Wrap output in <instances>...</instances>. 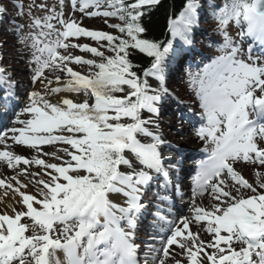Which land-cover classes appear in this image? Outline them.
Wrapping results in <instances>:
<instances>
[{"label": "snow or ice", "instance_id": "1", "mask_svg": "<svg viewBox=\"0 0 264 264\" xmlns=\"http://www.w3.org/2000/svg\"><path fill=\"white\" fill-rule=\"evenodd\" d=\"M205 6L221 42L186 73L197 112L169 85ZM161 7L30 0L25 13L23 0H0V21L11 16L18 34L27 15L38 30L27 37V85L0 55V164L14 173L0 172V190L15 199L0 212V264H264V0H186L164 40L145 23ZM172 101L190 113L177 112V124H192L208 153L187 192L182 146L163 121ZM177 200L187 213L177 214Z\"/></svg>", "mask_w": 264, "mask_h": 264}, {"label": "bare ground", "instance_id": "2", "mask_svg": "<svg viewBox=\"0 0 264 264\" xmlns=\"http://www.w3.org/2000/svg\"><path fill=\"white\" fill-rule=\"evenodd\" d=\"M14 31L15 29L12 27L7 28V30L0 29V44H2V47H0V55H2L4 61L7 62L6 67H9L15 70L14 72L15 80L18 78L17 82H20L23 85H27L30 80L31 66L29 64V61H31L32 59V52H33V50L31 49V41L28 40L27 37L29 36V34H35V32L38 30L26 28V31L23 35H18L16 37L13 36ZM23 37L26 38L24 42H22ZM183 60H184V56L182 54L177 60V64L179 65V67L175 71L172 72V75L176 77V80L174 81L172 80L169 86L173 90L176 100L184 101L186 104L192 105L195 108V110L199 112L200 111L199 102L194 96V93H192L189 90L185 82L186 80H180L181 77H183V73H184V69L180 68V65ZM209 62L210 61H206L202 64H199V66H197L196 68H192L191 71H197L198 69L202 68L204 64H207ZM77 68L78 70L82 72L87 71L86 66H84L83 68H80L79 66H77ZM178 80L180 81L177 82ZM35 87L39 88L40 85L37 84L35 85ZM24 91H25L24 87L18 88V92L21 96L23 95ZM175 104H177L176 101H175ZM177 105L180 107V109H187V107H185L184 105H181V104H177ZM165 113H169V112H166L165 110ZM172 114L174 115L175 111H173ZM196 118L198 120L199 116H196ZM163 121L165 125H169V124L171 125V127L166 128V131L168 132V136L169 137L174 136L175 141L173 142L179 143L182 146V153H183L182 158L187 157V156H192V157H195L196 159V161L193 162V164H191L189 168H186V164H183V167H182L181 175L183 176V183L188 186L184 190L186 192L190 191L192 177L195 176L194 174L191 173V171L192 169L195 168L196 165L199 164L200 161L205 160L204 158L201 159L198 157L199 153L204 149L205 145L203 141L199 140V138L195 136V134L190 135L189 131L192 129V125L190 127H187V125L184 124V126H182V128L184 129V134L178 135L174 130L176 128L177 119H173L170 121H166V120H163ZM0 150H3L2 146H0ZM17 151H19V149ZM25 154L27 155V153ZM3 171H7V175L14 174L11 171L6 170L3 164H0V172H3ZM9 199L12 200V198H9ZM2 204L6 205L7 202L3 200ZM178 206L182 208L183 210H187V208L184 207V204L182 205L179 204ZM54 260H60L61 262L65 260L64 254L61 250L56 251Z\"/></svg>", "mask_w": 264, "mask_h": 264}, {"label": "rangeland", "instance_id": "3", "mask_svg": "<svg viewBox=\"0 0 264 264\" xmlns=\"http://www.w3.org/2000/svg\"><path fill=\"white\" fill-rule=\"evenodd\" d=\"M23 2L25 5L24 12L26 13L27 12V5L30 2V0H23ZM43 2H45V0H35L36 4H40ZM46 2L51 5L54 3V0H46ZM215 3L219 4V1L215 0ZM32 14L34 17H39V16H42L44 13L38 11L37 9H33ZM200 14H202V16ZM200 14L198 15V23L194 27L193 33H192V39L194 40L193 42H194V47H195V50H192V51H194L196 53V55L193 58H191L190 61H192V62H189L188 64L193 63V65L189 66L186 62L183 64L184 73H183V77H181L180 80H186V73L189 70H191V68L194 67L195 61H197L198 63H200L201 61L204 62L205 57H207V59L209 58L211 60L212 58H214L215 55L218 54L215 46L210 47V44L213 41H215L217 43L221 42V37L218 34H216V32H215V29L217 27V22L214 20L213 16L210 14L209 10L207 9V6H205L204 11ZM12 15H14V14H12ZM76 15H77V17L80 16L79 13H77ZM199 16H201V18ZM29 21H30V18L27 15H24L23 18L16 19L15 22L17 24L24 25V28H23V31L19 32L18 34L16 31H14L13 36L16 37L18 35H23L26 31V28H29L28 27ZM113 22H115V21H113ZM83 23L88 28H102L103 27V24L101 23V21L99 19H84ZM10 27H13L11 16L5 17L2 21H0V29L7 30V28H10ZM105 30H107V29H105ZM238 31H239V29H237L234 24L229 27V32L233 36H235ZM247 46H248V44H247V42H245V44H244L245 49L247 48ZM256 51H258V49H256ZM180 80H178L177 82H179ZM16 81H18V78L16 79ZM173 111H175L174 115L172 114ZM166 112H169V113H164L163 120H166V121L177 119V116H176L177 112L183 113V114H188V115L190 114V113H188L187 109H180V107L177 104H175V101L171 102V104L166 109ZM184 124H186L187 127H190L192 125V124L186 122V123H183L182 125L176 124V127H182V126H184ZM195 126L197 127V125H195ZM189 132H190V135L194 134L193 128ZM169 139L172 141H175L174 136H170ZM205 152L206 151L200 152L199 156L202 157ZM193 161H195V159L192 156L185 157L183 159V164L186 163V166L190 167L191 163H193ZM194 171H195V169H194ZM194 171L192 170L191 173H194ZM9 198L10 197H3V193H2V191H0V212L8 210L7 205L11 204V205L15 206V202H14L15 199L12 198V200H11ZM185 199H187V197ZM3 200L7 202L6 205L2 204ZM177 204L182 205V204H184V202L180 201V200L176 201L175 210H176L177 214L188 212V209L183 210L182 208H179V206ZM142 229H143V226L141 228V237L143 238V230ZM141 247L143 249V246H141ZM140 255H143V251H141Z\"/></svg>", "mask_w": 264, "mask_h": 264}, {"label": "trees", "instance_id": "4", "mask_svg": "<svg viewBox=\"0 0 264 264\" xmlns=\"http://www.w3.org/2000/svg\"><path fill=\"white\" fill-rule=\"evenodd\" d=\"M185 2L186 0H162L163 7L154 11L151 16L145 17V23L150 29L151 35L159 40H164L166 34L169 36L167 33L168 17L173 10L179 14Z\"/></svg>", "mask_w": 264, "mask_h": 264}]
</instances>
